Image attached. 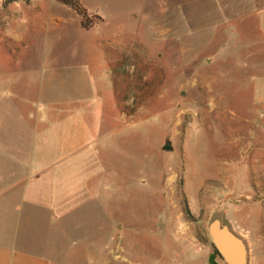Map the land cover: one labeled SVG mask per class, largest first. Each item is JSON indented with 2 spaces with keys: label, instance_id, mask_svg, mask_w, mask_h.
I'll return each mask as SVG.
<instances>
[{
  "label": "rangeland",
  "instance_id": "obj_1",
  "mask_svg": "<svg viewBox=\"0 0 264 264\" xmlns=\"http://www.w3.org/2000/svg\"><path fill=\"white\" fill-rule=\"evenodd\" d=\"M80 1L110 21V35L101 36L110 38L113 60L88 63V119L96 125L102 115L105 127L93 151L72 163L71 198L60 193L53 264H226L211 260L215 217L245 241L247 264H264V174L245 172V143L237 140L229 156L226 126L237 139L246 131L222 109L251 100V76L264 62V0ZM10 16L0 12V82L13 66L25 80L41 65V33L28 28L23 42L11 40ZM4 89L0 83V147L10 154L22 112Z\"/></svg>",
  "mask_w": 264,
  "mask_h": 264
},
{
  "label": "crops",
  "instance_id": "obj_2",
  "mask_svg": "<svg viewBox=\"0 0 264 264\" xmlns=\"http://www.w3.org/2000/svg\"><path fill=\"white\" fill-rule=\"evenodd\" d=\"M29 1L31 5L25 0L0 5V12L12 15L4 20L11 40L23 42V30L28 28L42 37L37 44L41 55L38 70L24 80L21 66L20 72L13 66L0 82L5 87L3 93L9 95L8 101L17 97L22 104L16 105L22 113L14 129L13 153L8 154L9 147H0V264H53L54 214L60 193L71 198L72 163L93 151L95 134L105 127L102 115L96 125L88 119L94 93L88 63L96 58L106 64L113 60L106 49L107 44L112 45L110 38L101 36L112 31L108 19L84 27L78 14L63 0ZM78 2L102 16L98 6ZM261 28L264 30V21ZM255 72L250 80L249 103L224 101L222 109L228 121L240 117L246 131L237 139L232 135L233 127L226 126L229 156L237 140L245 143L239 154L248 159L244 162L248 163L245 172L264 174V62L256 64ZM25 107L32 119H25ZM243 109L249 112L242 114Z\"/></svg>",
  "mask_w": 264,
  "mask_h": 264
},
{
  "label": "water",
  "instance_id": "obj_3",
  "mask_svg": "<svg viewBox=\"0 0 264 264\" xmlns=\"http://www.w3.org/2000/svg\"><path fill=\"white\" fill-rule=\"evenodd\" d=\"M163 148L164 150L171 149V142L166 141ZM207 229L210 243L217 250L223 262L226 264H247V245L227 222L215 217L210 220Z\"/></svg>",
  "mask_w": 264,
  "mask_h": 264
},
{
  "label": "built area",
  "instance_id": "obj_4",
  "mask_svg": "<svg viewBox=\"0 0 264 264\" xmlns=\"http://www.w3.org/2000/svg\"><path fill=\"white\" fill-rule=\"evenodd\" d=\"M65 1L64 5L78 14L82 25H85V27H92L99 22L97 13L82 8L80 4L73 0Z\"/></svg>",
  "mask_w": 264,
  "mask_h": 264
},
{
  "label": "trees",
  "instance_id": "obj_5",
  "mask_svg": "<svg viewBox=\"0 0 264 264\" xmlns=\"http://www.w3.org/2000/svg\"><path fill=\"white\" fill-rule=\"evenodd\" d=\"M27 1H29V0H27ZM63 3H65L66 1L65 0H63L62 1ZM84 27H85V25H83ZM119 69V68H118ZM113 70H114V72H118L117 71V67H115V68H113ZM114 78L116 79L117 77L116 76H114ZM120 96H121V101L122 102H124L126 99H125V97H126V95H125V93H124V91L121 89V92H120ZM131 97L134 99V100H136V99H139L141 96H139V95H137V94H131ZM146 97H147V95H146ZM214 250H215V254L214 255H212L211 256V260H213L216 256H218L219 257V254H218V252H217V250L214 248ZM220 258V257H219Z\"/></svg>",
  "mask_w": 264,
  "mask_h": 264
}]
</instances>
